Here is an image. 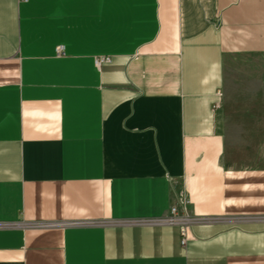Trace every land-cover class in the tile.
<instances>
[{
    "label": "crops",
    "instance_id": "crops-1",
    "mask_svg": "<svg viewBox=\"0 0 264 264\" xmlns=\"http://www.w3.org/2000/svg\"><path fill=\"white\" fill-rule=\"evenodd\" d=\"M0 264H264V0H0Z\"/></svg>",
    "mask_w": 264,
    "mask_h": 264
},
{
    "label": "built area",
    "instance_id": "built-area-1",
    "mask_svg": "<svg viewBox=\"0 0 264 264\" xmlns=\"http://www.w3.org/2000/svg\"><path fill=\"white\" fill-rule=\"evenodd\" d=\"M56 55L63 56L64 55V47L58 46L56 48ZM98 64V61H97ZM165 223H177L181 225V244L185 245L186 242L190 239L191 233L189 229V215L185 209H182L181 214L178 215L177 209L175 207H171V214L165 219Z\"/></svg>",
    "mask_w": 264,
    "mask_h": 264
},
{
    "label": "rangeland",
    "instance_id": "rangeland-1",
    "mask_svg": "<svg viewBox=\"0 0 264 264\" xmlns=\"http://www.w3.org/2000/svg\"><path fill=\"white\" fill-rule=\"evenodd\" d=\"M236 124H238V121H236ZM228 139H229L228 150L230 155L231 156L237 155L240 147L238 131L237 132L235 131V133L231 132Z\"/></svg>",
    "mask_w": 264,
    "mask_h": 264
}]
</instances>
